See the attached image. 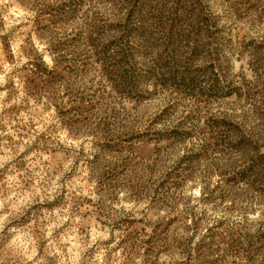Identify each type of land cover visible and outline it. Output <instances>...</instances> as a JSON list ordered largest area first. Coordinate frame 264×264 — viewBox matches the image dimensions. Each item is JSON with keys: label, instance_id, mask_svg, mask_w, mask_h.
<instances>
[{"label": "rangeland", "instance_id": "rangeland-1", "mask_svg": "<svg viewBox=\"0 0 264 264\" xmlns=\"http://www.w3.org/2000/svg\"><path fill=\"white\" fill-rule=\"evenodd\" d=\"M262 234L264 0H0V264H245Z\"/></svg>", "mask_w": 264, "mask_h": 264}, {"label": "trees", "instance_id": "trees-1", "mask_svg": "<svg viewBox=\"0 0 264 264\" xmlns=\"http://www.w3.org/2000/svg\"><path fill=\"white\" fill-rule=\"evenodd\" d=\"M259 238H261V240H264V234L259 235ZM264 247V244H261V246H255V244L253 245L252 243H247L246 247L241 246L238 244V242L234 239H231L230 245H229V250H233L236 251L237 253H241L242 255H244L245 257V264H248V262L250 260H254L253 256L255 254H257V252H260L262 250V248Z\"/></svg>", "mask_w": 264, "mask_h": 264}]
</instances>
